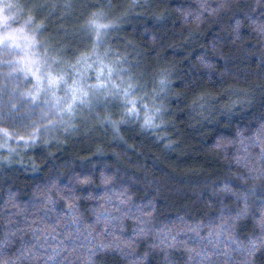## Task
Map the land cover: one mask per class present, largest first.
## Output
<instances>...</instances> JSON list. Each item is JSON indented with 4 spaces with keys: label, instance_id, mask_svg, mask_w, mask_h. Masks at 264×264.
<instances>
[{
    "label": "trees",
    "instance_id": "trees-1",
    "mask_svg": "<svg viewBox=\"0 0 264 264\" xmlns=\"http://www.w3.org/2000/svg\"><path fill=\"white\" fill-rule=\"evenodd\" d=\"M74 2L85 6L101 3L118 6L113 9L114 15H126L118 25L120 31L106 37L113 50L122 51L131 41L137 51L129 47L127 54L133 62L138 58L137 53L140 54L141 68L149 81L155 71L168 69L171 84L164 99L168 113L164 127L167 130L160 131L157 136L142 131L132 122L122 126V141L115 140L110 131L105 133L103 130L87 135L81 130L59 147L55 139L47 144L39 141L31 148H16L18 142L12 140L10 144L16 151L11 154L10 162L0 159V213L5 210L3 202L8 191H12L19 202L26 203L32 198L35 183H46L49 176L55 175L66 183L68 173L73 170L77 173L88 171L93 176L91 185L80 184L77 188L94 190L103 187L100 172L106 171V174L115 176V187L108 185L113 201L108 210L120 216L115 205L131 209L130 215L123 216L122 222H116L123 231H114L126 238L133 235L138 226L153 229L138 238L135 251L143 253L147 250L149 264H166L164 254L149 245L154 240L159 243L161 231L177 233L178 218L183 217L187 224H201L202 235L207 237L212 231L207 227L210 219L216 218L219 223L221 212L227 216L243 207L238 196L247 195L249 215L257 212L264 201V180L244 182L239 177L257 176L264 171V162L259 160L260 148L253 147V141L249 139L264 124V33L259 31L260 25L264 24V0H230L231 8L220 15L211 11L219 0H136L140 4L149 3L150 10H129L133 0ZM201 4L205 7L201 8ZM82 11L87 8L75 9L62 26L58 18L53 17L48 30L53 37L57 31L68 30V36L55 38L56 42L66 44L67 55L73 62L75 56L86 50L88 43L86 38L72 34L78 24L76 18L83 21ZM156 13L162 14L163 18L156 19ZM196 14L200 15V21L194 20ZM236 20H240L239 28H236ZM201 58L214 67H205ZM205 90L210 91L214 99L200 109L193 105V100ZM4 102H7L6 98ZM20 115L26 113L21 111ZM5 126L0 124V127ZM238 132L243 134V144ZM57 135L62 137L64 134L53 133L49 137ZM221 138L223 142L217 147L216 142ZM245 147L248 153L244 152ZM98 149L102 154H97ZM244 155H248L247 167L243 161L239 165L236 163V157ZM7 156V149H0V157ZM34 166L38 171L33 170ZM226 182L236 195L222 191ZM121 192L123 196L119 195ZM121 200L125 203L120 204ZM95 203V200L79 202L85 227L92 224L94 232L103 231V223L95 224L91 212ZM8 207L15 211L10 205ZM145 207L152 209L150 215L137 211ZM137 218L146 223L138 225ZM14 219H20L23 224L22 218ZM6 223L0 217V229ZM9 226L17 227L16 224ZM0 235H3L2 231ZM23 235L17 233L15 243L6 250L7 254L20 246L19 237ZM23 238L29 239L28 236ZM185 240L189 247L195 242L211 248L206 239L200 240L194 233L180 231L179 250H168L167 264H186ZM254 259L255 264H264V255L257 253ZM96 261L97 264H129V260L115 250L98 254Z\"/></svg>",
    "mask_w": 264,
    "mask_h": 264
},
{
    "label": "snow or ice",
    "instance_id": "snow-or-ice-1",
    "mask_svg": "<svg viewBox=\"0 0 264 264\" xmlns=\"http://www.w3.org/2000/svg\"><path fill=\"white\" fill-rule=\"evenodd\" d=\"M78 7H86L87 11L81 13L82 22H79L80 17L76 18L78 24L72 34L86 38L88 43L86 50L75 56L73 62L67 55L66 44L56 42L48 30L53 17H57L62 26ZM114 7L118 6L111 3L78 5L74 0H0V124L7 125L0 127V149L6 148L8 153L7 157L0 159L10 162L16 148H31L39 141L47 144L55 139L59 147L81 130L85 135L100 130L110 131L115 140L121 141L122 126L132 122L138 124L142 131L153 132L157 136L160 131L167 130L164 127L168 114L164 99L171 84L170 72L160 68L149 81L141 68L140 54L137 53L135 62L127 54L129 47L137 51L131 41L122 51L113 50L106 37L120 31L118 25L126 15H114ZM204 7L201 4V8ZM135 8L150 10L151 5L133 0L129 10ZM230 8V0H219L211 11L220 15ZM154 15L156 19L163 18L162 14ZM193 18L201 20L199 14ZM239 25L240 20H236V28ZM259 31L264 33V24L260 25ZM55 35L68 36L69 32L65 29ZM201 63L209 69L214 67L203 58ZM212 99V93L205 90L196 96L193 105L204 109ZM21 111L26 115L21 116ZM37 112L39 117L34 118L33 114ZM199 114L204 115L203 112ZM60 132L64 134L62 137L50 138L48 135ZM237 135L243 144V134L238 132ZM249 139L253 141V147L259 146V160L264 162V124ZM12 140L18 142L16 148L11 146ZM222 142V138L217 140L216 146H221ZM244 152L248 153L247 147ZM97 154H102V150L98 149ZM241 161L247 167L248 155L236 157L238 165ZM33 170L38 171L35 166ZM100 173V185L103 187L94 190L77 188L80 184L91 185L93 176L88 171L77 173L73 170L68 173L66 183L58 175L49 176L46 183H35L32 198L26 203L19 202L16 195L8 191L3 202L5 210L0 213L7 222L0 229L3 233L0 235V264H97V255L106 250L122 253L129 264H149L150 253L147 250L138 253L135 248L139 245L138 238L154 230L138 226L133 235L126 238L114 231H123L120 223L118 228L116 222H122L123 216L130 215L131 209L115 205L120 216L108 210V206L113 204L108 185L115 187V176L106 174V171ZM239 178L244 182L264 180V171L257 176L241 175ZM222 191L236 195L227 182ZM237 199L242 201L243 207L227 216L221 212L219 223L216 218L210 219L207 227L212 231L207 237L202 235L201 224H187L180 217L177 233L161 231L159 243L154 240L149 247L159 249L167 264L168 250L177 249L179 232L188 231L200 240L206 239L211 248L195 242L189 247L185 240L186 264H255L257 253L264 255V201L257 212L249 215L247 195ZM81 200L97 201L91 212L95 224L103 223V231L94 232L92 224L85 227L84 213L79 205ZM124 203V200L120 201V204ZM9 205L15 211H11ZM137 211L150 215L152 209L145 207ZM14 218H22L23 224ZM137 223L146 222L137 218ZM12 224L17 227H10ZM18 232L29 239L20 236V246L7 254L6 250L15 243ZM101 236L104 239L101 240Z\"/></svg>",
    "mask_w": 264,
    "mask_h": 264
},
{
    "label": "rangeland",
    "instance_id": "rangeland-1",
    "mask_svg": "<svg viewBox=\"0 0 264 264\" xmlns=\"http://www.w3.org/2000/svg\"><path fill=\"white\" fill-rule=\"evenodd\" d=\"M22 22V21H21ZM46 36H47V34H46ZM56 37V36H55ZM55 40H56V38H55ZM67 51V50H66ZM34 115V118H38L39 117V112H37V113H35V114H33ZM53 133H50V134H48L49 136L50 135H52Z\"/></svg>",
    "mask_w": 264,
    "mask_h": 264
}]
</instances>
